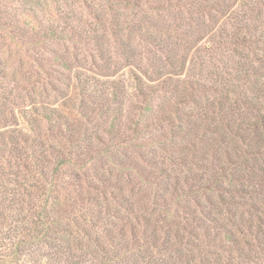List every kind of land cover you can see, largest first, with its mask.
I'll return each mask as SVG.
<instances>
[{
    "label": "trees",
    "instance_id": "16d2710c",
    "mask_svg": "<svg viewBox=\"0 0 264 264\" xmlns=\"http://www.w3.org/2000/svg\"><path fill=\"white\" fill-rule=\"evenodd\" d=\"M139 2L135 0L137 8L141 7ZM250 32L249 26L239 27L230 33L227 41L222 43L221 38L219 43L220 48H227L238 56L242 55L241 50H258L252 54H261L253 59L242 56L237 62L238 72L244 71L245 84L249 88H261L259 104L249 102L237 91L217 90L221 92L220 98L211 104L212 111L206 113L208 117L202 125H194L192 116L183 113L184 102L177 104L173 118L163 109L164 114H160L158 108L155 113L159 127L169 128L168 141L159 144L143 138L145 129L140 121L133 122L130 130L133 136H127L120 129V112L114 114L110 106L99 103L89 116L98 115L96 125L107 127L106 139L86 132L76 140V130L68 124H65V134L58 129L60 137L67 136L73 143L70 146L76 144L79 150L68 148L66 154L48 146L51 155L60 162L51 171L56 172L54 178L59 175V168L65 169L69 164L79 163L80 173L90 165L96 169L95 159L104 157L111 164L133 169L139 177L147 174L154 178L153 182L140 180L137 187L141 190L128 196L120 183L111 184L105 174L96 173V178L111 191L115 205L101 200L100 196L92 199L89 194L80 193L81 203L91 202V207L77 211L65 226L67 208L60 200L55 179L52 178L53 183L48 181L51 177L47 173L49 149L40 138V114L36 110L33 115L24 116L30 131L26 132L18 128L19 121L14 114L0 108V126L7 128L0 131V219H3L0 222L9 223L8 264L19 259L28 262L29 253L36 248H48L47 257L52 260L61 257L71 264H83L87 257L93 259L98 253L103 264H115L128 257L131 250L147 258L159 253L161 264H165L164 257L171 256V250L177 253L176 258L182 264L186 261L188 264L196 261L225 264L224 259L231 260L236 252L250 256L253 248L260 251V259L264 260V82L247 83L251 75L264 71V41H255ZM41 34L56 40H82L79 33L70 34L59 27H47ZM255 61L259 66L254 65ZM138 93L146 102L144 110L152 111L156 100L169 95L170 90L140 85ZM79 112L87 117L84 114L87 110ZM43 117L56 120L53 114ZM60 126L63 125L60 123ZM154 146L162 151V161ZM145 149L153 155H145ZM128 150L135 151L143 165L137 161L135 164L129 157L124 163ZM7 151L8 159L5 158ZM147 182L156 191L152 199L146 198L143 202L140 195L148 188ZM117 206L131 215L120 214ZM95 229L100 235L91 233ZM26 248L29 253L24 252Z\"/></svg>",
    "mask_w": 264,
    "mask_h": 264
},
{
    "label": "rangeland",
    "instance_id": "374dc122",
    "mask_svg": "<svg viewBox=\"0 0 264 264\" xmlns=\"http://www.w3.org/2000/svg\"><path fill=\"white\" fill-rule=\"evenodd\" d=\"M139 3L140 8L135 6V0H0V108L14 114L19 121L18 128L26 132L30 131L24 116L33 115L37 110L43 143L48 149L53 147L67 154L68 148L75 152L79 149L76 144V147L70 146L73 143L67 136L60 137L58 129L65 134V124L76 130V140L86 132L105 138L107 127L96 125L98 115L89 116V112L98 108L97 103L110 106L114 114L120 112V129L129 137L133 136L130 132L133 122L140 121L145 129L141 128L143 138L151 139L153 144L169 139V128L159 127L155 113L158 108L160 114L166 112L173 118L177 104L184 102L183 113L192 116L194 125H202L208 117L206 113L212 111L211 104L213 106L220 98L221 92L217 90L237 91L249 102L259 104L261 88H249L245 84L244 71L238 72L237 62L242 56L253 59L261 54H252L258 50H241L242 55L238 56L227 48H220L219 39L222 38L223 43L232 31L249 26L255 41L263 43L264 0H140ZM47 27L79 33L82 40L46 38L41 31ZM262 43L258 44L263 47ZM258 64L255 61L254 65ZM257 74L251 75L247 83H263V69ZM140 85L168 87L170 93L160 96L152 111H147L143 108L146 102L138 93ZM81 109L87 110L84 113L87 117L80 114ZM7 113L3 115L6 117ZM44 114H53L56 120L49 121ZM60 123L63 126L59 127ZM0 127V131L7 129ZM154 150L162 161V151L158 147ZM143 152L153 155L148 149ZM127 154L126 161L122 158L124 163L129 157L135 164L143 165L135 151L128 150ZM5 156L6 159L10 157L8 151ZM48 160L47 173L51 176L48 181L53 183L52 178L55 179L60 200L67 208L63 226L77 211L91 207V202L81 203L80 193L82 196L89 194L92 199L100 196L101 200L115 205L111 191L106 190L107 185L96 178V173L105 174L111 184L120 183L128 196L141 190L137 187L140 180L154 181L147 174L139 177L133 169L111 164L105 157L95 159L96 169L90 165L80 173L79 163L69 164L65 169L59 168V175L54 178L56 172L51 171L60 162L51 155L50 149ZM146 185L148 188L140 195L143 202L146 198L152 199L156 191L149 187L150 183ZM120 214L130 213L120 210ZM2 218L8 221L7 217ZM8 225L0 222V264H8ZM91 231L100 235L97 229ZM48 252V248H36L28 252L31 254L28 262L19 259L13 264H71L61 257L52 260L47 257ZM170 252L171 256L164 257L165 264H182L176 258L177 253ZM128 255L115 264L162 262L159 253L147 258L131 250ZM235 255L231 260L225 258V264H264L257 248H253L250 256H240L237 252ZM83 264H103L102 257L100 253L93 259L87 257Z\"/></svg>",
    "mask_w": 264,
    "mask_h": 264
}]
</instances>
